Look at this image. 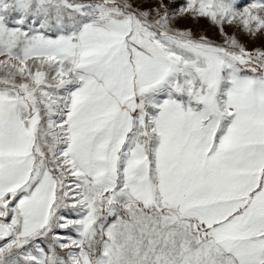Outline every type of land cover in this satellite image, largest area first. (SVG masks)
<instances>
[{
	"label": "snow or ice",
	"instance_id": "1",
	"mask_svg": "<svg viewBox=\"0 0 264 264\" xmlns=\"http://www.w3.org/2000/svg\"><path fill=\"white\" fill-rule=\"evenodd\" d=\"M0 264H264V0H0Z\"/></svg>",
	"mask_w": 264,
	"mask_h": 264
}]
</instances>
